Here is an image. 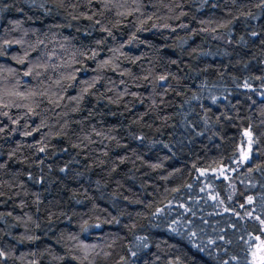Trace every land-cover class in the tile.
Here are the masks:
<instances>
[{
    "label": "trees",
    "instance_id": "16d2710c",
    "mask_svg": "<svg viewBox=\"0 0 264 264\" xmlns=\"http://www.w3.org/2000/svg\"><path fill=\"white\" fill-rule=\"evenodd\" d=\"M52 2L57 20L17 15L0 30V45L21 41L2 49L0 94L23 92L28 81L63 97L59 107L43 97L35 98L38 107L7 98L31 104L27 115L25 107H0L8 113L0 115V249L7 256L0 264H79L72 257L83 256L81 242L97 246L88 250L92 264H121V257L122 264H246L244 240L261 235L246 213L264 219L259 0H142L141 12L128 16L116 13L136 7L132 0L107 8L103 0ZM35 65L48 68L47 79L22 75ZM73 72L75 80L60 79ZM94 79L83 100L71 99ZM249 127L258 140L252 160L233 163ZM221 167L233 169L228 179ZM4 199L14 222L5 221ZM189 231L198 244L216 243L197 251ZM138 237L147 248H137Z\"/></svg>",
    "mask_w": 264,
    "mask_h": 264
},
{
    "label": "snow or ice",
    "instance_id": "6c2138e0",
    "mask_svg": "<svg viewBox=\"0 0 264 264\" xmlns=\"http://www.w3.org/2000/svg\"><path fill=\"white\" fill-rule=\"evenodd\" d=\"M205 3H207V0H204ZM233 3L236 2V0H232ZM104 6L107 8L109 6V3H111V0H103ZM132 3L134 5H136V7L131 8L129 11H117V15L118 16H128V15H134L137 12H141V3L142 0H132ZM92 4V0H88V5L91 6ZM215 5H213L214 7ZM73 7H75V5H73ZM112 7H117L116 4H112ZM119 7H124L123 4L119 5ZM256 7L258 8H264V0H259V2L256 4ZM111 10V9H110ZM183 14V13H182ZM81 15H84L83 13ZM249 16H252L253 19H255L256 17L249 12L248 13ZM75 18V17H74ZM87 19H92L91 16H87ZM149 19H151V16L148 17ZM97 23H99V21H97ZM153 27H156V25H153ZM164 27H170L169 25H165ZM180 27H187V25H180ZM104 31H108V29H103ZM138 30H143L138 29ZM172 31H175V29L173 28ZM109 35H111V32H109ZM251 35L256 36L259 35V33L253 31L251 33ZM133 39H135V36H133ZM12 43H21V41H11V40H4L3 44L0 45V55H3L4 52L2 51V49L5 46L11 45ZM99 43V42H98ZM129 43H131V40L129 41ZM96 55V53H93V57ZM13 59H16L18 63L20 64H24L25 63V59L23 57H13ZM173 63H177V61H172ZM105 64L111 63V61H105ZM41 69H43V71H41ZM10 72H15V69H10ZM48 71V68L44 65H35V66H29L26 68V70H24L22 72V75L24 77H35V78H39L41 76H45V79H47L48 77L45 75ZM60 79H68V80H75V72H73L71 75L64 77L63 75H61ZM60 79H58L57 81H55L56 84H60ZM159 79L161 81H164L167 79V76H160ZM25 91L21 92L19 90L16 91H11V90H5V92L3 94H0V107L2 108H9V107H25L27 108V112L25 113V115L27 114H31L34 113L35 109L31 106V104H21V103H16V102H12V101H8L7 98L8 97H16L18 100H31L32 103H34L36 105V107L39 106V101H37L35 98L36 97H43L45 100H47V102L49 104H52L56 107L60 106V100L63 99L62 96H58L56 93H53L52 96H49L48 91L47 90H41L39 87H37L36 89H32L30 87H28V81H25ZM41 84L43 82H40ZM83 83L87 84L88 87H85L82 92L81 95L79 97H71L72 100H83L84 98V94L87 93L89 91V88L91 87H95V83L96 80H92L91 82L88 81H84ZM71 86V85H68ZM245 87H250V85L247 84V82H245ZM77 109H73V111H76ZM0 115H5L7 116L8 113L7 112H2L0 113ZM18 121H13V123H17ZM41 126H43V124H41ZM4 129L0 128V132H2ZM37 130H39V128H37ZM26 135H31V133H26ZM242 136L244 137V139L241 141V144L238 146L237 150L239 152V159L236 161H233V163H237V164H244L247 163L249 161L252 160V156H253V145L258 143V140L255 138V133L252 131L251 127H249L248 129H245L242 133ZM40 152H44L45 148L44 147H40L39 148ZM0 167H3V165H0ZM153 167H159V165H153ZM261 166L259 164L256 165V170H260ZM233 169H225L223 167H221L219 169L220 175L224 177V179H228V177L225 175V173L227 171H231ZM63 171V169H62ZM213 172H215V169H213ZM207 174V170H201V175H206ZM190 187V186H189ZM174 191H177V189H174ZM201 191H204V189H201ZM213 200L217 199V196H211L210 197ZM229 199H231V197H229ZM254 202V198L252 196L247 197V203L248 204H252ZM220 203L222 204L223 201L221 200ZM150 206V205H149ZM167 207L171 208V204H169ZM181 207H183V205H181ZM240 207H244L243 204L240 205ZM187 211V209H186ZM225 211H228L227 208H225ZM164 213V209L160 208L157 209V211L153 214L155 215H160ZM9 215H11V213H9ZM238 215V214H237ZM246 215L252 217L253 219H255L256 221L259 222L260 227V233L261 235H255V236H249L246 240H244V243L247 245V257H246V264H264V239L261 238L262 235H264V219H261L260 216H252L251 212L246 213ZM2 218V217H0ZM113 220L116 223H119L118 220H116L115 218H113ZM87 223V222H85ZM177 225H179V221H176ZM38 226V225H37ZM95 227H100L99 224L94 225ZM84 230L86 231L87 228L85 227ZM171 231L179 234V235H183V233L180 231V227H175L172 228ZM197 236V233L195 231H189L187 234V239L189 240V242L192 244L193 247H195L197 249V251H204L205 248L208 245H212L215 244L216 241L215 240H211L209 239L206 244H204V242L202 241L201 243H196L195 238ZM29 239H32V237H29ZM70 239H75V237H70ZM138 244H137V248H147L148 245L145 242L146 238L145 237H138ZM218 239H222V237H218ZM241 239H244V237H241ZM226 243H230V241H225ZM202 244H204V246L202 247ZM77 247L82 248L84 251L83 256H73L72 259L74 260H78L79 264H85V261H88V264H92V261L89 260V249L91 251H95L96 249V245H87V244H83L82 242L77 245ZM97 255H99V253H97ZM110 253L108 252H104V256L107 257L109 256ZM132 256H136L137 252L136 251H132L131 252ZM7 256L5 254V251L3 249H0V259H6ZM61 259H63V257H61ZM124 257H121V264L124 261ZM233 259H236V257H233Z\"/></svg>",
    "mask_w": 264,
    "mask_h": 264
},
{
    "label": "rangeland",
    "instance_id": "374dc122",
    "mask_svg": "<svg viewBox=\"0 0 264 264\" xmlns=\"http://www.w3.org/2000/svg\"><path fill=\"white\" fill-rule=\"evenodd\" d=\"M57 13L58 7L52 0H2L0 2V30L10 17L26 15L41 23L57 20ZM2 67H5V64H2ZM1 205L3 206L5 221L14 222L13 215H9L10 212L12 213L10 201L4 199Z\"/></svg>",
    "mask_w": 264,
    "mask_h": 264
}]
</instances>
